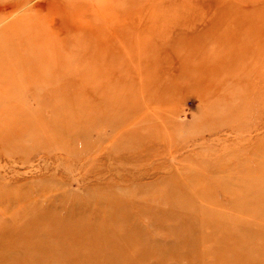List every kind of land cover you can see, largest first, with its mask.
<instances>
[{
    "label": "rangeland",
    "instance_id": "rangeland-1",
    "mask_svg": "<svg viewBox=\"0 0 264 264\" xmlns=\"http://www.w3.org/2000/svg\"><path fill=\"white\" fill-rule=\"evenodd\" d=\"M0 264H264V0H0Z\"/></svg>",
    "mask_w": 264,
    "mask_h": 264
}]
</instances>
